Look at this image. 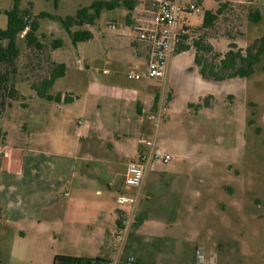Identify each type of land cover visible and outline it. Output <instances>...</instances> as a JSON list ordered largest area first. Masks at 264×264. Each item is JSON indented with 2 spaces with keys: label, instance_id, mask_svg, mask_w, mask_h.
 Listing matches in <instances>:
<instances>
[{
  "label": "rangeland",
  "instance_id": "obj_1",
  "mask_svg": "<svg viewBox=\"0 0 264 264\" xmlns=\"http://www.w3.org/2000/svg\"><path fill=\"white\" fill-rule=\"evenodd\" d=\"M93 1L98 0H57L56 3L55 0H19L18 8L29 11L32 17L44 12L65 18ZM153 1L138 0L137 10L129 19L127 10L119 7L102 12L93 25L72 27L71 33L93 32L92 39L75 45L60 24L50 19H38L36 35L43 44L40 52L27 48L24 33L19 35L17 71L10 75L17 95L16 100L4 99L0 107V141L5 138L9 146L57 152L65 131L75 127L72 120L78 119L84 125L96 113L109 116L106 98L88 96L84 80L88 76H96L99 81L120 76L118 80L127 87L142 84L126 78L135 68L133 59L121 72L113 70L111 48H119L124 55L132 57L128 51L130 38H135L131 17L135 19ZM194 3L197 11L180 13L178 25L189 28L185 44L191 45L203 37L212 46L211 53H199L204 58L225 53L229 43L245 50L264 36V0ZM222 5L213 27L201 29L203 12H215ZM12 7L13 0H0L1 30L7 24L4 12ZM255 13L260 16L258 22L250 19ZM57 39L61 40V46L53 49ZM193 55L192 47L186 52L174 53L167 67L168 82L156 84L164 108L168 97L173 98L171 110L161 111L156 133L151 136L157 148L154 152L172 157L169 164H160L159 168L188 170L191 184L221 187L218 196L226 208V219L219 226V238L226 249L222 264H264V53L250 78L222 82L203 80L193 64ZM97 59L102 62L97 64ZM52 62L63 63L65 75L56 79L49 93L59 92L71 99V92L77 97L72 104L39 99L30 88L48 76ZM103 70L107 73H102ZM130 138L135 143L136 136ZM55 247L60 249L63 244L60 241Z\"/></svg>",
  "mask_w": 264,
  "mask_h": 264
},
{
  "label": "crops",
  "instance_id": "obj_2",
  "mask_svg": "<svg viewBox=\"0 0 264 264\" xmlns=\"http://www.w3.org/2000/svg\"><path fill=\"white\" fill-rule=\"evenodd\" d=\"M132 41L133 36L128 44L132 57L111 48L113 70L142 60L144 51ZM119 78L84 80L88 96L106 98L109 116L96 113L84 125L72 120L75 127L65 131L59 151L0 141L1 264H52L56 254L110 264H125L129 256L135 264H196L197 250L222 264L219 226L226 208L219 185L191 184L188 170L160 169L151 161L137 188L123 186L126 165L157 151L155 142L150 150L139 139L154 136L164 106L156 86L160 81H134L142 84L127 87ZM69 95L68 103L56 104H72L77 97ZM172 101L164 110H171ZM120 196L132 203L117 205ZM60 241L63 247L57 249Z\"/></svg>",
  "mask_w": 264,
  "mask_h": 264
},
{
  "label": "trees",
  "instance_id": "obj_3",
  "mask_svg": "<svg viewBox=\"0 0 264 264\" xmlns=\"http://www.w3.org/2000/svg\"><path fill=\"white\" fill-rule=\"evenodd\" d=\"M18 1L13 0V7L5 11L7 24L4 30L0 29V107H3V100L8 98L16 100L17 91L10 80V75L17 71L16 61L20 51L17 47V38L24 33L23 40L27 48L35 51H41L43 44L39 41L36 32L38 29V19H50L60 24L70 36L75 45L78 42L90 39V33L86 30H78L71 33L72 27H83L84 25H93L104 11H112L119 7H124L129 19L138 0H98L93 1L86 7H80L73 16L60 18L41 12L32 17L29 11L20 10ZM57 0H55V3ZM224 5L220 6L215 12L204 11L202 16L201 29H210L215 24L218 16L221 14ZM254 22H258L260 16L255 13L250 16ZM127 23L128 20H127ZM186 38L184 39L185 42ZM205 43V44H204ZM61 46V40H54L52 47L56 49ZM192 47L194 49L193 64L197 67L198 74L203 80L222 82L229 79H248L254 73L255 66L260 62L264 53V36L255 40L245 50L236 46L235 43H229L228 49L223 54H213L211 59L200 56V52H212V46L204 41L203 37L194 40L191 45L181 43L177 46L175 53L186 52ZM52 67L48 76L41 79L39 84H31L30 88L39 99L52 101L55 103H68L69 96H62L60 93L54 95L49 93L56 79L65 75V65L63 63L52 62ZM171 98L168 97V102ZM157 98H154L153 106L156 105ZM1 264V263H0ZM52 264H108V262L99 258L89 259L82 257H73L69 255L56 254L52 258ZM122 264V263H120Z\"/></svg>",
  "mask_w": 264,
  "mask_h": 264
},
{
  "label": "built area",
  "instance_id": "obj_4",
  "mask_svg": "<svg viewBox=\"0 0 264 264\" xmlns=\"http://www.w3.org/2000/svg\"><path fill=\"white\" fill-rule=\"evenodd\" d=\"M195 1L200 0H154L148 8L141 10L137 17L133 18L135 38L132 42L137 46V49L143 50L145 55L135 65L134 70L127 74L129 80H157L161 82L165 80L169 59L175 53L177 46L184 43L189 30L184 25H178L179 14H190L197 11ZM135 10H137L136 6L132 12ZM103 73H107V71L105 70ZM153 142L154 139L152 138L141 137L139 139V144L150 150L153 148ZM171 160V155H159L153 151H150L149 154L140 155L136 161L126 165L122 179L123 186L132 189L137 188L141 184L151 161L167 165ZM127 203H132V200L122 196L116 201L119 206ZM125 264H135L134 257H127ZM196 264H216V262L207 260L203 251L197 250Z\"/></svg>",
  "mask_w": 264,
  "mask_h": 264
}]
</instances>
